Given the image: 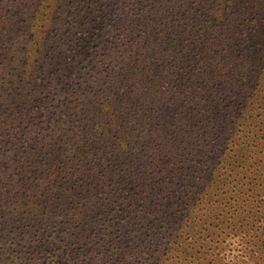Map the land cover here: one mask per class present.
Instances as JSON below:
<instances>
[{"label":"trees","instance_id":"1","mask_svg":"<svg viewBox=\"0 0 264 264\" xmlns=\"http://www.w3.org/2000/svg\"><path fill=\"white\" fill-rule=\"evenodd\" d=\"M0 264H264V0H0Z\"/></svg>","mask_w":264,"mask_h":264}]
</instances>
